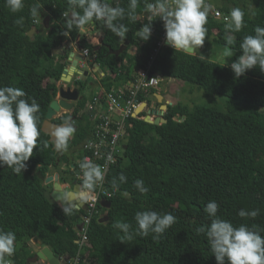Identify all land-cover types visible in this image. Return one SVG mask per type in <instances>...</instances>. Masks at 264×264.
I'll return each mask as SVG.
<instances>
[{"label": "trees", "instance_id": "obj_1", "mask_svg": "<svg viewBox=\"0 0 264 264\" xmlns=\"http://www.w3.org/2000/svg\"><path fill=\"white\" fill-rule=\"evenodd\" d=\"M221 1L217 10L227 20L213 12L208 15L206 38H212L220 47H231L233 62L242 55L239 45L243 37L255 35L256 26L264 27V0ZM107 2L125 9L126 16L119 21L129 29L124 41L95 19V29H102V41L98 44L89 39L82 31L87 23L77 25L69 17L72 9L67 0H23V7L17 12L8 8L6 0H0V87L20 88L26 92L25 99L35 98L40 106L39 150L34 148L26 169L19 175L0 166V229L16 234V251L5 257V264H25L31 255L27 244L31 238L40 239L58 257L74 256L77 250L75 226L83 211L71 204V213L64 214L59 203L49 202L44 192L51 189L37 174L39 171L46 176L51 169L58 168L63 179L73 161L68 152L55 150L41 128L68 58V51L57 54L52 49L67 37L77 42L80 51L87 49L93 62L107 71L99 80L104 90H117L116 83L134 82L135 69L146 68L151 61V74L190 83L206 96L225 98L223 109L203 104L189 106L180 101L167 104L162 115L166 122L161 124L145 121L144 112L127 117L124 150L107 174V187L115 194L109 197L110 207L99 205L100 212L91 220L81 264H217L206 236L195 232L196 227L210 223L204 211L207 202L216 201L217 215L235 227L246 224L264 229V72L254 67L236 79L230 66L208 57L201 61L195 52L185 53L164 44L154 53L165 28L158 18L142 17L147 12L146 4L155 0H138L134 18L127 15L130 0ZM37 3L43 5L41 16L32 17L30 9ZM232 8L245 13L239 32L226 28ZM43 16H49V27L41 31L38 20ZM69 22L72 27L67 30ZM149 22L152 33L149 40L143 41L136 32ZM33 26L37 31L29 36ZM230 37L233 44L228 46L226 41ZM123 43L126 48L117 57L109 51L117 50ZM74 83L80 89L81 99L70 112L52 121L74 126L69 150L80 154L83 142L93 135L97 118L87 107L99 90L88 99V82L79 79ZM155 91L156 88L140 91L138 99L149 103L148 94ZM128 93L125 88L124 96ZM99 105L104 108L103 102ZM121 173L127 182L114 188L112 180H118ZM136 179L144 181L147 193L134 187ZM240 209H258L259 214L255 218H241ZM148 210L176 217L158 239L151 232L144 237L136 234L135 214ZM103 215L108 219L99 222ZM116 222L129 223V235L117 229Z\"/></svg>", "mask_w": 264, "mask_h": 264}, {"label": "clouds", "instance_id": "obj_2", "mask_svg": "<svg viewBox=\"0 0 264 264\" xmlns=\"http://www.w3.org/2000/svg\"><path fill=\"white\" fill-rule=\"evenodd\" d=\"M72 9L69 13L72 21L77 25H84L93 19L102 21L104 26L111 30L117 37L124 41L129 29L120 23L126 12L123 7L111 6L107 0H67ZM6 5L12 12H17L23 7V0H6ZM138 0H130L128 17L134 18ZM43 5L35 4L30 9L32 17L41 16ZM77 9L81 11H77ZM146 11L155 19L164 22L165 42L174 50L185 53L193 52L197 47L201 48L205 42L207 29L205 25L208 19V10L204 0H155L154 3L146 4ZM245 13L240 8H232L229 13L230 22L226 28L230 31L239 32L244 26ZM151 22V21H150ZM140 27L136 35L143 41L149 40L152 33L151 23ZM72 23L67 24V30L71 29ZM255 35L243 37L239 47L240 55L230 65L234 78L239 79L248 70L258 67L264 72V27L256 26ZM67 32H65V35ZM233 44L230 37L226 45ZM225 57H232L234 52L231 47H226ZM201 61L206 57L200 54ZM26 92L12 86L0 87V166H6L19 175L27 165L26 161L33 155L34 148H38V128L40 109L35 98L25 99ZM29 99L31 102L29 103ZM75 128L69 123L60 126L54 133V148L57 151H66L69 138L74 134ZM47 147V144H45ZM111 155L108 160L112 161ZM114 162V161H113ZM83 176V186L92 190L98 182L104 180L102 167L90 161L88 158L79 165ZM127 177L121 173L113 178L112 186L118 188L120 183H126ZM134 187L142 194L149 189L142 179L134 181ZM86 194L82 193L78 202L73 205L76 209L83 206ZM219 205L216 201H209L204 206L210 223L195 228L197 234H203L211 253L214 254L217 264H264V236L258 225L249 227L241 224L235 227L230 221L221 219L218 215ZM64 214H70L71 207H61ZM259 210L240 209L238 215L241 218H255ZM137 224L136 234L144 237L149 232L154 233V239H158L176 221L171 213L160 214L156 211H137L135 214ZM115 227L129 235L130 224L116 222ZM16 234L13 231L0 229V264H5V257H11L16 251ZM123 242V241H122Z\"/></svg>", "mask_w": 264, "mask_h": 264}, {"label": "built area", "instance_id": "obj_3", "mask_svg": "<svg viewBox=\"0 0 264 264\" xmlns=\"http://www.w3.org/2000/svg\"><path fill=\"white\" fill-rule=\"evenodd\" d=\"M213 14L216 17L227 20L219 10H214ZM37 22V19H35ZM165 42V33L162 34L161 39L157 42L154 53H157ZM80 54L84 58H88V50H81ZM153 56L151 57L152 60ZM151 61L148 62L146 68H140L137 72V78L128 89L129 93L124 96L123 89L103 90L95 95L91 102L88 103V109L92 114H96V121L93 124V135L83 144L81 148V157L77 162L79 169V176L83 180L79 165L88 158L90 161L102 167L104 172V180L98 182L94 189L89 190L84 188L83 183L80 189V195L86 194L84 203L86 204L87 212H83L82 219L75 226L77 233V250L74 256L69 258V264H81L83 257V247L87 242V231L92 218L99 213V205L101 199H108L115 194V190L107 187V174L109 167L117 161L118 156L122 155L124 150L123 138L125 133V120L128 116H135L136 108L141 105L143 101L138 99L140 91H147L150 88H157L160 82L159 74H151L149 72ZM103 102L104 108L100 107L99 103ZM115 115L117 118H115ZM111 155L112 161L108 160ZM114 161V162H113ZM101 206V205H100ZM78 210H82L79 208Z\"/></svg>", "mask_w": 264, "mask_h": 264}, {"label": "water", "instance_id": "obj_4", "mask_svg": "<svg viewBox=\"0 0 264 264\" xmlns=\"http://www.w3.org/2000/svg\"><path fill=\"white\" fill-rule=\"evenodd\" d=\"M205 6L207 7L208 15H210L211 11H210L209 5L205 4ZM43 25L45 28L49 27V16L43 17ZM82 29L87 30V28H85V27H82ZM36 31H37V29L35 28V26H33L31 28V30L28 32V35L32 36L33 33H35ZM101 41H102V37L98 36V44H100ZM78 48H79V46H78ZM125 48H126V43H123L117 50H115V51L109 50V51L117 57L122 51H124ZM62 49H63V43H61L56 48L52 49V53H60ZM82 59H83V56L80 53H78V52L76 53L74 51L68 52V58H67L68 64H71L72 61L75 64V63H77V61L82 60ZM72 67H74V66H72ZM68 71H69L68 68L65 67L63 72H62V75H61V80H63V81L65 80L66 82H68L70 80V79L69 80L65 79V77L68 76ZM80 98H81V94H80V89L78 87H71V86H66V87L59 86L58 87V91L55 95V98L50 102L49 107L46 111L45 120L43 121L42 127H41L42 130L49 135V140L51 142H53V146H54V133H55V131L60 126L65 124V122L59 123V124L53 122L52 119H53L54 115L56 113L60 112L61 110H64V111L71 110L74 106V102H76ZM146 104L147 103L144 102L142 108H140L136 111L135 116H137L139 114V112L144 108V106ZM168 104H171V103L169 102ZM163 106H164V110L161 112V115H163L164 111L167 109V104H165ZM115 118H117L116 115H115ZM143 118L145 121H147L149 123H154V124H161V123L166 122V119L163 118L162 116H157V117L153 118V116L151 115V110H148L146 115ZM69 124H71V123H69ZM70 167L73 168L74 164L71 163ZM69 173L71 174L70 171H69ZM75 173H76V175L79 174V169H76ZM37 174L43 180L44 183L52 182V189L50 191L44 192L45 197L49 202H57L62 207H64V206L69 207L70 202H74L75 204L78 202V198L80 197L81 187L76 180L71 182V185H72L71 189L68 191H65L63 183L59 180V174L58 173L43 176L38 171ZM100 205L104 208H109L111 205V201L103 198L100 200ZM80 208L82 209L83 212H87V208H86L85 203H83V206H81ZM107 219H108V216L103 215V216L99 217L98 221L104 222ZM29 246L33 250V255L26 259V262H25L26 264L29 261H36V260L47 261V264H66L70 258L69 255H65L63 257L56 256L53 253V251L47 245H44V244L37 247L32 242H29Z\"/></svg>", "mask_w": 264, "mask_h": 264}, {"label": "crops", "instance_id": "obj_5", "mask_svg": "<svg viewBox=\"0 0 264 264\" xmlns=\"http://www.w3.org/2000/svg\"><path fill=\"white\" fill-rule=\"evenodd\" d=\"M204 4H208V2L204 1ZM209 5V8H210V11H211V14L214 10L216 9H219L218 7H215L214 9H212L210 7V4ZM44 17V16H43ZM43 17H41L38 21L39 23H43ZM144 20H151L152 18L155 19L154 17H152L148 12H145L143 14V17H142ZM157 19V18H156ZM159 19V18H158ZM161 20V19H160ZM162 21V20H161ZM162 25L164 26V22L162 21ZM44 29H47L45 28L44 26H42ZM85 28H87V30H84L82 29V31L86 32L87 35H88V38L91 39L92 41H96L98 43V36H102V29H95V24L93 21H90L89 23H87V25L85 26ZM90 29V30H89ZM96 39V40H95ZM205 42H204V47L202 46V52H207V57L208 58H214V60H220L221 57L223 56V53H222V50H219L218 48L214 51V49L212 48L213 45L216 46L215 42L213 41L212 38H205ZM208 41L209 43V48H205V46L207 45V42ZM200 48V49H201ZM199 47H197L193 52L197 53ZM63 50H66V51H74V52H78L80 53V49L78 48V44L76 41L74 40H71L69 37H67L64 41H63V49L61 52H63ZM134 50V49H132ZM131 51V50H130ZM211 53H214L213 55L209 56ZM57 54H60V53H57ZM131 54H133V51L131 52ZM199 54V53H197ZM200 54H205V53H200ZM199 54V55H200ZM205 56V55H204ZM74 66V67H72ZM68 68V76L65 77V79H70L68 82H66L65 80H59L58 82V86H63V87H66V86H71V87H77L74 83L75 80H82V81H87V82H90L89 83V86H91L92 89H97V88H100L99 89V93L102 92L104 89H103V86L101 85V82H99V80H101V78L106 74L107 71L105 70H102L97 64H95L92 60V58L88 57V58H84L82 60H79L77 61V63H73V61L71 62V64H68L66 63V66ZM140 68H136L135 69V72H137ZM163 76H160V79H162ZM91 78V81H88L89 79ZM137 78V75H135V79ZM170 81H172L174 78H169ZM132 83L131 81H127L125 83L123 82H120V83H116V87L117 89H125V88H130L132 86ZM79 88V87H78ZM172 94L169 92V90L166 88V87H163L160 88V87H157L156 88V91L155 92H152L150 94H148V98H149V103L147 101H143L141 103L140 106H138L136 108V110L142 108L144 102H146L147 104L144 106V108L139 112H144V116L146 115L147 111L148 110H151V115L153 116V118L157 117V116H162L161 115V112L164 110V106L165 104L162 103V101H164L166 104H168L169 102L170 103H173L172 99H171V96ZM150 96H154L155 97V101L154 100H150L151 97ZM76 102H74V105H75ZM71 110L69 111H60L58 113H56L54 115L53 118L55 117H58L60 116L61 114L65 113V112H70ZM72 125V124H71ZM67 153V150L65 151ZM72 163L74 164V167L71 168L70 165H69V169H70V172L71 174L76 172V169L77 168V163L75 161H72ZM52 171V172H51ZM50 173H48L47 175H51V174H54V173H58L59 176L61 175L59 170L58 171H53L51 170ZM52 187V186H51ZM29 242H32L33 244H35L37 247L38 246H41L43 245L42 241L37 239V238H31L28 240L27 244L29 245ZM30 248V252H31V255L27 256V258L31 257L33 255V250L30 246H28ZM7 264H12L10 261H7L6 262ZM26 264V263H25ZM27 264H47V261H41V260H36V261H29Z\"/></svg>", "mask_w": 264, "mask_h": 264}, {"label": "rangeland", "instance_id": "obj_6", "mask_svg": "<svg viewBox=\"0 0 264 264\" xmlns=\"http://www.w3.org/2000/svg\"><path fill=\"white\" fill-rule=\"evenodd\" d=\"M204 1L208 2V4H210V7L212 9H214L215 7H218L219 5H221V2H222L221 0H204ZM41 26H44L43 23H41ZM40 30L44 31V28L41 27ZM206 42H207V45L205 46V48H209L210 47L209 44H208L209 42L208 41H206ZM203 47H204V45H203ZM212 48L214 49V51L217 48L219 50H222L223 56L218 61H220V62H222L224 64H228V65H230L232 63V57L226 58L225 55H224L226 47H220L219 45L216 44V46L213 45ZM197 51H198L197 53H199V54L200 53H205L204 55H205V57H207V55H206L207 52H202V48L201 49L199 48ZM213 54L214 53H211L209 56H211ZM211 59H214V58H211ZM88 81H91V78ZM89 83L90 82H88V84ZM158 87H160L162 89H163V87H166L169 90V92L172 94L170 97H171L173 102L180 101V102H182L184 104H187L189 106H193L194 104H203V105L216 106V107H218L220 109L224 108L225 98L223 96H206V95H204L203 91L198 89L196 86H194V85H192L190 83L181 81L179 79H173L172 81H170L169 78L162 77V79H160V83H159ZM99 89L100 88H97L95 90V89H92L91 86H89L88 89H87L88 90V93L86 95L87 98L89 99L91 97V95L93 93H96ZM150 97H151L150 100H154V101L156 100L154 96H150ZM162 103L166 104L164 101H162ZM85 142H83V144ZM83 144H82V146H83ZM69 147H70V144H69V141H68V146H67L68 155L73 161H75L77 163L79 161V158L81 157V150H80V154H79V151L74 152L72 149L69 150ZM64 168H66V167H64ZM51 170L57 171L59 169L58 168L57 169L53 168ZM60 181L63 183L65 191H68V190L71 189L72 185L69 183V179L68 178L64 177L62 179V176H60ZM44 185H45V187H47V189H52V187H51L52 186V182L44 183ZM71 204L73 205V202H70V205Z\"/></svg>", "mask_w": 264, "mask_h": 264}, {"label": "flooded vegetation", "instance_id": "obj_7", "mask_svg": "<svg viewBox=\"0 0 264 264\" xmlns=\"http://www.w3.org/2000/svg\"><path fill=\"white\" fill-rule=\"evenodd\" d=\"M84 27H85V26H84ZM80 99H81V98H80ZM77 101H78V100H77ZM77 101H76V102H77ZM73 107H74V106H73ZM72 109H73V108H72ZM72 109H71V110H72ZM87 109H88V107H87ZM70 164H71V163H70ZM70 164H69V165H70ZM67 171H68V172H67L66 174H65V173L63 174V178H64V177H65V178H68L70 184H71L72 181L76 180V181L79 183L80 187H82V181H83L82 178H81L78 174L76 175V173H75V174H74V173L70 174V173H69V171H70L69 168H68ZM71 187H72V186H71Z\"/></svg>", "mask_w": 264, "mask_h": 264}]
</instances>
